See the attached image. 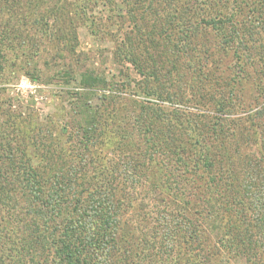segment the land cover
<instances>
[{"label": "trees", "instance_id": "1", "mask_svg": "<svg viewBox=\"0 0 264 264\" xmlns=\"http://www.w3.org/2000/svg\"><path fill=\"white\" fill-rule=\"evenodd\" d=\"M139 1L125 0L137 33L147 32L154 47H173L165 76L179 70L184 56L201 92H210L213 111L198 115L176 108L171 102L181 98L179 81L171 79L173 88L166 89L163 72L152 68L138 69L144 82L131 80L130 89L160 103L93 91L77 94L71 131L83 142L55 141L62 157L56 164L35 158L1 162L0 264H264L263 249H254L259 245L251 214L264 206V178L259 169L255 190L248 180L242 183L219 116L237 105L233 96L239 81L250 80L256 96L264 98V83L250 69L261 49L254 40V46L247 47L249 40L243 45L239 35L240 22L250 36L264 33V0H143L145 11L136 6ZM147 14H158V32L147 28ZM201 30L207 35L197 41ZM132 50L123 51L124 59L139 68ZM242 50L246 60L240 62ZM218 53L217 62L230 57L223 89L204 68L208 56ZM258 106L248 114L253 120L264 115V105ZM78 114L88 117L86 128L73 124ZM261 140L264 152V135ZM162 158L167 166L160 164ZM117 168L127 180L120 190L113 185ZM129 181L143 185V192L126 189ZM147 188L154 189L151 196ZM153 203L155 211L149 209ZM160 218L172 224L162 233L163 243L154 233Z\"/></svg>", "mask_w": 264, "mask_h": 264}, {"label": "rangeland", "instance_id": "2", "mask_svg": "<svg viewBox=\"0 0 264 264\" xmlns=\"http://www.w3.org/2000/svg\"><path fill=\"white\" fill-rule=\"evenodd\" d=\"M136 6L145 11L147 3L141 0ZM128 11V2L125 0H0L1 175L4 174L1 162H16L21 159L29 161V158H35L40 163L56 160L52 162L56 164L62 157L60 158L59 147L53 146L55 141L65 142L68 139L75 143L83 142L80 133L71 131L73 127L70 120L77 94H91L93 91L100 96L110 93L125 99L128 97L131 100L162 102L155 96L133 94L130 89L133 82L130 81L143 80L138 69L152 68L157 73L163 72L161 81L166 89L173 88L169 83L171 79L179 81L177 88L181 98L171 102L176 108L198 115L213 111L210 92H201L202 85L184 56L178 62L179 70L173 71L169 78L165 76L164 71L170 66L168 58L174 54L173 47L165 43L152 46L151 40L146 36L147 32L144 35L137 33L132 22L135 14ZM159 20L158 14H147V28L153 27L155 31H159ZM152 24L155 26H151ZM242 24L240 22L239 35L243 45L249 40V48L254 40L255 45L261 49L262 54H254V68L250 69H254L256 81L264 83V33L250 36L243 31V27L247 25ZM247 24L249 27V23ZM155 33H150V36H155ZM129 34L130 39H127ZM206 35L207 32L201 30L197 41ZM131 49L136 57L135 63L141 65L139 68L124 59L123 51ZM245 51L242 50L240 55H245ZM219 58L221 59V53L208 56L204 68L212 81L218 80L219 85L214 86L223 89L230 71L225 64L230 61V57L217 62ZM244 58L242 56L240 62L246 60ZM152 60L157 61V67ZM158 61L165 64L160 67ZM245 65L248 66V62ZM257 91L250 80L239 81L233 96L237 105L233 104L232 108H224L219 112L235 171L242 183L248 180L249 185H253L252 190L257 188L253 182L256 170L260 169L264 178V152L260 147L263 146L261 138L264 135V115L254 120L248 115L257 110L259 103L264 105V98L260 95L257 97ZM117 105L121 107L120 101ZM130 109L131 107L129 110L125 109L124 113L128 115ZM76 119L78 121L73 124L86 128L88 117L85 114H78ZM257 127L258 134L254 131ZM62 130H68V133L61 135ZM254 134L257 135V140L250 137ZM160 164L167 166V158H162ZM116 170L113 185L120 190L122 183L127 180L123 170ZM88 173L91 174L90 168ZM128 183L126 189L129 191L143 192V185L131 181ZM90 187L95 189L94 186ZM147 189V195L154 193L153 188ZM149 207L152 211L157 208L155 203ZM251 214L255 218L252 232L259 245L254 249L258 251L261 247L264 251V206ZM160 220L161 223H157L158 219L154 224V233L163 243L162 233L166 228L172 229V224L164 219ZM139 224L142 225L143 222ZM145 224L151 226L150 218ZM135 233L138 237L141 235L137 231Z\"/></svg>", "mask_w": 264, "mask_h": 264}]
</instances>
